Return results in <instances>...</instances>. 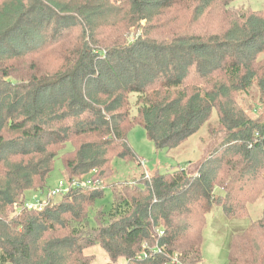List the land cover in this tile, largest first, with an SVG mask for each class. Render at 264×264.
Here are the masks:
<instances>
[{
  "label": "trees",
  "instance_id": "obj_1",
  "mask_svg": "<svg viewBox=\"0 0 264 264\" xmlns=\"http://www.w3.org/2000/svg\"><path fill=\"white\" fill-rule=\"evenodd\" d=\"M232 2L0 0V264H97L94 245L106 264H200L214 207L249 217L264 193V116L244 97L257 90L264 107V11ZM63 39L74 44L56 71L28 67ZM214 111L225 135L196 172L115 180L116 160L144 166L135 126L171 151ZM58 158L70 189L50 196ZM36 196L44 207H25ZM257 228L232 233L227 264H264Z\"/></svg>",
  "mask_w": 264,
  "mask_h": 264
},
{
  "label": "rangeland",
  "instance_id": "obj_2",
  "mask_svg": "<svg viewBox=\"0 0 264 264\" xmlns=\"http://www.w3.org/2000/svg\"><path fill=\"white\" fill-rule=\"evenodd\" d=\"M73 1V0H71ZM115 2V0H112ZM232 7L244 8L247 10H259L264 11V0H233ZM145 21L142 22L144 24ZM135 33H139L136 28H132L130 32V38L133 39ZM72 41H58L54 45H51L44 56L35 55L32 56L31 62L36 63L37 68L42 74L53 73L63 63L65 55L68 54L66 49L68 46H72ZM20 71L19 73H25ZM31 75V73H29ZM21 75V74H20ZM255 90V89H254ZM253 98L244 97L250 99V104L258 105V114L264 116L263 104L258 100V92L254 91ZM134 97L131 99L133 104ZM240 100H242L240 98ZM256 117L258 115H255ZM221 126L219 123V117L217 111H214L208 123H206L190 140L185 142L182 146L171 151H156L153 143L148 140L145 134V130L142 126H135L130 135L128 136L129 142L136 153L143 158L144 166L142 169L135 168L133 163H126L123 160H116L115 166L118 169V175L116 181L122 178L138 177L141 171H147L152 174L156 170L166 171L172 166L187 167L188 172H196L205 157L213 151L225 135V132H221ZM71 148V145H68ZM64 178L63 162L60 158L56 159L55 169L48 181L49 187H55L57 183ZM31 193H28V197H31ZM60 196L56 197L54 201L59 200ZM113 200L111 191L107 189L105 198L100 202L106 208ZM99 207V206H97ZM96 208L94 211H97ZM18 212V209L16 213ZM264 193L261 200L251 205V214L248 218L232 219L227 217L219 207H214L208 214L207 225L204 232L203 243V262L200 264H227L228 261V247L232 233L237 231H244L250 226L252 222L264 221ZM251 234L252 239L256 240L259 244L261 240H264V228H257L254 231L248 233ZM244 239L242 240V242ZM86 254L93 258L94 263L106 264L109 261L108 255L100 245H94L86 249ZM118 263V262H117ZM119 264H125V261L121 259Z\"/></svg>",
  "mask_w": 264,
  "mask_h": 264
},
{
  "label": "built area",
  "instance_id": "obj_3",
  "mask_svg": "<svg viewBox=\"0 0 264 264\" xmlns=\"http://www.w3.org/2000/svg\"><path fill=\"white\" fill-rule=\"evenodd\" d=\"M98 182V181H97ZM71 185H73V187H82V186H87L90 185V181L89 180H73ZM70 189V185H68L66 183V181H60L59 182V186L57 188H54L50 191V196H55L58 195L61 192H67ZM45 201L41 200L40 198H37V196L31 201V200H27L25 203V207L29 208V209H42L44 207Z\"/></svg>",
  "mask_w": 264,
  "mask_h": 264
}]
</instances>
